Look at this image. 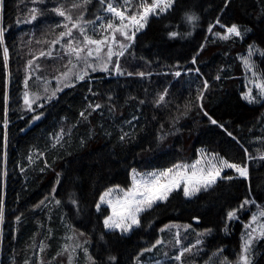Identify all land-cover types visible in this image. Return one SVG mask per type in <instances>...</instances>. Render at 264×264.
<instances>
[{"label": "trees", "instance_id": "16d2710c", "mask_svg": "<svg viewBox=\"0 0 264 264\" xmlns=\"http://www.w3.org/2000/svg\"><path fill=\"white\" fill-rule=\"evenodd\" d=\"M116 1L130 12L140 4ZM208 1L175 0L132 45L126 39L107 68L50 93L45 82L70 67L58 53L60 34L87 26L109 0H0V264H239L245 227L264 212V102L242 98L238 56L256 47L254 69L264 79V0H227L204 14ZM187 15L198 19L189 23ZM232 25L242 35L221 39ZM137 45L192 58L150 61ZM199 152L247 166L248 177L225 171L193 197L173 191L127 233L105 229L110 210L96 208L104 191L128 189L133 170L169 169ZM255 231L249 258L264 264V236Z\"/></svg>", "mask_w": 264, "mask_h": 264}, {"label": "snow or ice", "instance_id": "6c2138e0", "mask_svg": "<svg viewBox=\"0 0 264 264\" xmlns=\"http://www.w3.org/2000/svg\"><path fill=\"white\" fill-rule=\"evenodd\" d=\"M105 0H101V3H104ZM174 0H140V4L135 11H129V8L126 7L124 9H118L111 2L108 3L107 11L112 13L115 17H117L120 21L119 24H115L112 21H109L107 24V29L112 30L113 33L119 32L121 35L125 37L127 40H133L136 36V33L142 30L147 24L148 18L150 15H159L169 9H171ZM125 4H129V0H125ZM131 7V5H129ZM58 15L65 17V19L71 21V16L66 15V13L60 8L53 9ZM35 12V9H33ZM32 19L35 20L36 16L32 15ZM186 19L189 23H193L198 18L194 15H187ZM77 25L74 23L72 27H76ZM67 27V25H65ZM131 29V32L128 31ZM211 31V27L209 28ZM227 35L221 36V39H229L231 36H241L242 33L236 25H232L227 28ZM71 29L68 30L67 33H61V36H71ZM81 34L85 37V43L87 45H101L107 42V38L105 40H94L88 37L84 30L81 29ZM2 35V32H0ZM178 35L176 32H170L169 37L174 38ZM112 39L115 40V35L112 36ZM58 42V41H57ZM126 45H121V48H125ZM99 47L96 48V51L99 52ZM85 51V48L81 47H73L71 42H69V54L75 55L77 59H81V53ZM109 56L112 55L111 47L108 49ZM123 51L119 53V55H123ZM252 54V49L250 46L249 56ZM264 54V53H262ZM44 55V53H41ZM92 50L90 48L87 49V56H92ZM7 58V49H5V59ZM31 63V61L29 62ZM71 63V61H69ZM193 63H195V58H193ZM244 65L248 70H252L253 66L249 63L248 58H244ZM117 71L119 72V66L117 63ZM64 76H67L68 73H64ZM138 75L143 76L144 73H138ZM177 76L180 75L179 72L176 73ZM255 76V72H253ZM83 76H79L78 79H83ZM257 81H250L253 83L254 87L259 90V95L264 97V79L261 77H257ZM205 88H207V82H205ZM59 91V89H57ZM163 96L160 97L163 100ZM201 99L203 98V94L201 93ZM244 99L248 100L249 103L255 101V97L252 95V89L249 88L243 96ZM25 103L28 104L29 101L27 99V93H25ZM96 107H99L97 105ZM83 115V113H81ZM207 116L208 113L205 112ZM209 120L213 124H217L215 119H212L211 116H208ZM34 119H39V116L34 117ZM223 127V126H221ZM231 135V133H229ZM59 139V137H57ZM123 139V137H122ZM264 159V157H261ZM201 160H197L195 163L191 165L186 164H177L174 165L173 168H169L163 170L159 173H149L147 176H144L140 179H136L133 177V186L128 190L121 191L124 192L123 197L118 198L115 202L108 197L111 196V193L114 189H108L105 193L100 196L99 202L96 204L97 210H101L102 204H107L111 209V214L106 216L104 219V227L107 229H120L122 232L129 231L134 225H139V213L143 212L147 208H151L153 204L157 201L167 200L169 195L176 191L177 189L183 188V193L186 197H190L199 192L202 188L207 189L216 183L218 178L221 177V172L223 168H232L235 169L240 177L247 178L248 177V169L247 166H240L237 164L229 163L227 160L220 159L218 161L209 160L207 161L206 166L198 167L202 165ZM189 169L191 171L189 172ZM135 172V170H133ZM228 179H232V177H227ZM55 191V189H54ZM245 204L248 201L244 202ZM243 207V205H241ZM261 216H264V212L260 213ZM235 216L234 211H230L228 213V218L232 219ZM0 217H2V201H0ZM256 220V217H253V221ZM255 231V229H254ZM260 235L264 236V225H260ZM160 243V241H157ZM252 244V239H248L245 241L242 246L241 255L239 257V264H251V260L249 258L250 247ZM151 249H146V251H150ZM184 251H190V249H185ZM176 259H180L179 256Z\"/></svg>", "mask_w": 264, "mask_h": 264}, {"label": "rangeland", "instance_id": "374dc122", "mask_svg": "<svg viewBox=\"0 0 264 264\" xmlns=\"http://www.w3.org/2000/svg\"><path fill=\"white\" fill-rule=\"evenodd\" d=\"M109 2H111L115 7L119 8L118 2L116 0H109ZM108 2V3H109ZM227 2V0H209L204 8H203V13L207 14L208 12L214 11V10H218L219 8L222 7L223 4H225ZM108 3L105 5V10L103 11V13L101 15H98L94 20L87 22V26L82 25L81 27H79L78 29H72L67 27V30L65 33L68 32L69 29H71V36L65 35V36H61L57 39L59 45H58V53L62 54V55H66L69 57L71 63H70V67L69 69L65 72L68 73L67 76H64L63 74L58 76L57 78H55V83H52L53 80L51 81H46L45 82V86L43 88V91L45 92H50V93H54L57 91V89H61L62 87L67 86L69 83H71L72 79H78L79 76H84L87 74V70L92 71V70H102L107 68V66L109 65L112 57L116 54V51L121 48V45H124L126 42V39H121L120 41L117 40V38L115 40L112 39V36L115 35V33L112 32V30L107 29V24L109 21H112L115 24H119L120 21L117 17H115L112 13L107 11V7H108ZM175 3V0H174ZM174 3L171 7V9L160 13L159 15H150L147 21V24L145 25V27L140 30L139 32H143L147 29H150L154 26V24L156 23L157 20L167 16L168 14H170L173 9H174ZM121 5L124 6L125 4V0H121ZM128 5H131V2H129ZM209 23L212 22V24L216 23L215 22V18L210 19L208 21ZM81 29L84 30V33L90 37L91 39L94 40H105V38H107V42L103 43L99 46L97 45H87L85 43V37L84 35L81 34ZM131 32V29H128ZM117 34L120 35V37L125 38L123 35H121L119 32H116ZM78 37L81 38V40L78 39ZM66 38L67 41L64 42H60L62 39ZM69 42H71V45L73 47H81V48H85V51L81 53V59H77L75 55H70L69 54ZM134 43V39L130 40L127 47L132 45ZM99 47V52L96 51V48ZM109 47H111L112 50V55L111 57L109 56ZM90 48L92 50L93 55L92 56H87V49ZM127 48H125L126 50ZM252 49V54L251 56H249V51H250V46L247 48V51L238 56L239 61L242 63V67L243 70L245 71V76H244V80H243V88L244 91L242 92V98L244 96V93H246L248 91L249 88L252 89V95L255 97V101L254 102H264V97L259 95V90L257 88L254 87L253 83H250V81H257V77H260L259 73H257L254 69V58L256 56H260L261 53L260 51L254 47L251 46ZM124 50V51H125ZM123 51V52H124ZM136 52L138 54H142L147 60H161V61H165L168 63H178V64H182L185 65L188 62L191 61L192 58V54L189 58L187 59H180L179 57H177L174 53L172 52H163V51H157V52H147L142 50L138 45L136 47ZM44 56H49L47 52L44 53ZM244 58H248L249 63L253 66L252 70H248L245 65H244ZM36 68L40 71V67L36 66ZM33 72L32 68H31V73ZM253 72H255V76L253 75ZM262 79V78H261ZM53 86V87H52ZM244 99V98H243ZM245 101L248 102V100L244 99ZM29 101V99H28ZM28 106H31V102L29 101ZM197 160H201L203 163L202 165L198 166V167H202V166H206L207 165V161L209 160H213V161H218L220 160L219 158H216L214 156L211 155H206L202 152H199L198 157L196 160H194L191 163H180V164H186V165H191L193 163H195ZM173 168V167H171ZM163 170L166 169H160V170H150L147 172H137V171H133L131 174V186L129 188H131L133 186V177L135 176L136 179H140L144 176H147L149 173H159ZM236 171L235 169L232 168H223L221 175L225 172V171ZM191 171V169H189V172ZM219 179V178H218ZM217 179V180H218ZM128 188V189H129ZM109 189H114V191L111 193V196L108 197V199L113 200L114 202L118 199L123 197L124 192L121 191V188L118 187H112ZM128 189H123V190H128ZM108 190V189H107ZM106 190V191H107ZM177 190H182L183 192V188L181 187L180 189ZM176 190V191H177ZM106 191H104L103 193H105ZM102 193V194H103ZM198 193V192H197ZM196 193V194H197ZM101 194V195H102ZM184 194V193H183ZM185 196V195H184ZM194 196V195H193ZM190 196V197H193ZM165 200L162 201H157L155 204L159 203V202H164ZM153 204V206L155 205ZM101 206H106L108 207V205L102 204ZM152 206V207H153ZM109 208V207H108ZM150 209V208H147ZM145 209V210H147ZM110 210V214H111V209ZM144 210V211H145ZM142 212L139 213V215ZM256 220L253 221V218L250 221V228L245 227L247 233L246 235L243 234L242 236V246L244 245L245 241H247L248 239L251 238V236H249V234L251 233L250 231L253 229L258 228L260 230V226H259V218H260V213L257 212L255 214ZM137 225H134L129 231H131L133 228H135ZM107 231H112V230H116L119 231L121 233H127V232H122L120 229H107L105 228ZM256 232V231H255ZM259 233V232H256ZM255 235L254 233L252 234V236ZM149 259L154 262V263H161L162 259H157L155 255L150 256Z\"/></svg>", "mask_w": 264, "mask_h": 264}, {"label": "water", "instance_id": "95a60500", "mask_svg": "<svg viewBox=\"0 0 264 264\" xmlns=\"http://www.w3.org/2000/svg\"><path fill=\"white\" fill-rule=\"evenodd\" d=\"M197 221L195 220V223H196Z\"/></svg>", "mask_w": 264, "mask_h": 264}]
</instances>
